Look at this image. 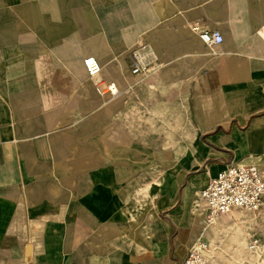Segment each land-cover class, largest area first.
Instances as JSON below:
<instances>
[{"label": "crops", "instance_id": "crops-1", "mask_svg": "<svg viewBox=\"0 0 264 264\" xmlns=\"http://www.w3.org/2000/svg\"><path fill=\"white\" fill-rule=\"evenodd\" d=\"M231 163L264 170V0H0V264H230L197 201Z\"/></svg>", "mask_w": 264, "mask_h": 264}, {"label": "built area", "instance_id": "built-area-1", "mask_svg": "<svg viewBox=\"0 0 264 264\" xmlns=\"http://www.w3.org/2000/svg\"><path fill=\"white\" fill-rule=\"evenodd\" d=\"M199 36L207 45H219L224 42V35L218 30H201ZM136 63L133 73L142 72L146 63L141 51L135 54ZM89 75L96 79V90L99 94L119 95L120 90L115 82H104L97 77L102 65L95 56L85 59ZM197 207L203 205L205 222L210 225L222 217L231 216L235 211L254 213L264 204V170L256 163H231L221 170L216 177L199 191ZM209 243L197 241L189 250L181 264H211L207 251ZM259 248V238L251 237L249 249Z\"/></svg>", "mask_w": 264, "mask_h": 264}, {"label": "rangeland", "instance_id": "rangeland-1", "mask_svg": "<svg viewBox=\"0 0 264 264\" xmlns=\"http://www.w3.org/2000/svg\"><path fill=\"white\" fill-rule=\"evenodd\" d=\"M146 194H147L146 192L141 190L139 191L138 195L136 192L133 193L135 198L138 197V199L135 198L133 199V201H135L138 206V210H142L143 207H145V203L147 204V202L143 200L145 199L144 196ZM202 206L203 205H200V207L197 208L200 209V211L198 212L200 213V215L203 216L205 213H204V208ZM234 215L240 218L241 223L234 225L235 228L229 231L232 233L241 234L246 239L249 238L250 236L251 237L253 236V238H259V248L255 251H252L249 249V243L246 244V242H244V244H241V246L240 245L236 246V248L240 250L239 252L240 255L233 257L232 258L233 262H231L230 264H264V204L260 210L254 213L235 211ZM205 225L208 226V224L206 223ZM208 258L210 260V256H208Z\"/></svg>", "mask_w": 264, "mask_h": 264}]
</instances>
